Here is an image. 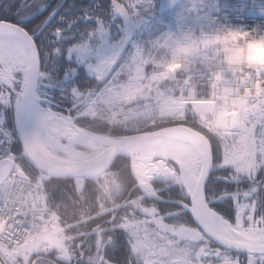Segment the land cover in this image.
Wrapping results in <instances>:
<instances>
[{"label": "trees", "instance_id": "1", "mask_svg": "<svg viewBox=\"0 0 264 264\" xmlns=\"http://www.w3.org/2000/svg\"><path fill=\"white\" fill-rule=\"evenodd\" d=\"M129 11L131 12L130 7ZM80 16L84 18L85 35L89 37L93 32L94 26L96 27V25L105 22L109 24L112 18L116 17V13L109 5L108 0H0V20L17 23L34 36L40 53L42 71L50 74V77H47V84H50L53 94L52 107L76 117V123L94 132L113 136L123 135L129 131H124L121 127L100 119L78 116L79 111L84 108L86 102L91 100L98 92L104 90V87L92 84L94 77L91 72L87 73L78 68L77 51H72L77 45L79 38L78 23ZM147 34L150 33L147 32ZM157 57L162 62V64H160V69H164L171 59L170 53L165 50H161ZM0 71L4 78L5 73L2 66H0ZM149 73L150 71H148V74ZM51 79L52 81H50ZM44 81L46 80L44 79L43 83ZM44 85L46 84L44 83ZM160 87L165 94H167L169 90H176L173 82L169 81L164 82ZM21 92V85L18 84L17 89H12L10 103L4 107L8 117V123L11 126H13L16 107L21 100ZM82 100L84 102L79 104ZM166 123L184 124L209 137H214L199 123L197 115L191 112L187 113V117L184 120L167 121ZM215 144L217 145L216 142ZM17 150L21 152L20 146ZM221 161L222 154L219 152L217 154L215 168L207 186V195L210 196L211 194L212 198L217 199L221 203L217 210L234 222L235 209L233 207L231 195L240 192L242 200L253 198L242 194V191H246V189H249L252 185L247 184L239 187L238 184L228 179H234L235 173L233 170L231 173L230 170L222 169ZM112 168L121 170L123 175L129 177V187H131V183L136 182L131 180V175L133 174L131 159L127 155L120 154L114 161ZM263 176L264 172L261 173L260 179L263 178ZM77 183L79 182L77 181ZM153 184L156 190L163 188L159 191V195L168 199L188 201L190 198L184 184L174 181L169 183L154 181ZM88 187L91 191L92 185L89 184ZM47 189L50 194V205L53 208L58 204L61 205L60 214L62 215V222L58 229L47 234L46 237L50 236L54 242L62 243L60 240V233L65 230L64 226L72 223V221L77 218L75 212L79 206L72 205L69 201V196L75 195V185L72 181L53 180L47 183ZM263 190L264 187L261 186L258 193L260 203L259 211L257 212L258 216L264 214ZM138 191H140L139 188L133 191L132 195L135 196ZM229 192L231 193L226 195ZM94 195L93 193V196ZM208 199L210 198L208 197ZM158 201L159 200L154 197L150 198L145 196L143 205L145 208L149 207L153 209V206H155L156 210L160 209L161 214L167 216L168 220L172 223L179 225L194 223L190 213L184 210L183 207L165 203L164 201ZM64 204H68L69 207L65 209L63 207ZM95 211L96 208L93 206L91 212ZM126 211L127 209L122 208L117 212V218L114 221L109 220L110 214L102 215L87 220L86 223L80 224L79 226L67 229L69 233L76 234L81 231L89 232L99 225V229H97L100 233L99 243H97L98 238L96 234L91 235L87 239H85L84 236H79L77 238V241L73 244L72 251H69L75 254L72 264H89V257H91V264H98L101 260L100 257L103 256L116 261L118 264H145V259L141 255L136 254L133 247L130 245V239L132 237L128 229L129 227L126 229L113 228V225L120 221L121 212ZM91 212L86 214L91 215ZM136 213L143 215L140 210H136ZM173 213L176 215L175 217L171 216ZM100 229L105 231L100 232ZM150 230L153 231V229ZM108 236L114 238V245H104ZM156 239L157 238L151 239V241H155ZM82 240L85 241L86 244L84 248L80 250L78 248V243ZM47 241V243L51 245L50 240L47 239ZM161 242L162 241L159 240V246L162 245ZM82 251L84 253V258L80 259V253ZM235 255L236 253H233V256ZM246 256L248 255L240 254V257L243 258V264L247 262V260H245Z\"/></svg>", "mask_w": 264, "mask_h": 264}, {"label": "clouds", "instance_id": "2", "mask_svg": "<svg viewBox=\"0 0 264 264\" xmlns=\"http://www.w3.org/2000/svg\"><path fill=\"white\" fill-rule=\"evenodd\" d=\"M260 15L264 16V11ZM259 28V24L254 25L251 29L242 26L233 27L221 29L203 38H192L189 42L180 46L163 71L155 78L148 74H145L142 78L140 77L142 67L137 64L135 57L131 58V62L128 60H113L109 67V71L112 72L113 76L117 79L122 77L123 79L120 80L121 84H133L138 89V95L133 101V106L129 107L126 113L122 112L121 114L124 118L116 121V123L128 127V122L131 121V126L133 127L146 128L153 126L157 121L175 119L173 114L163 113L158 105H149L144 103V101L152 99V93L164 81L179 80L183 77L186 81L182 85L185 93L190 88H195L196 85L191 83V77L187 74L197 59L209 56L213 52L227 51L225 57L226 65L222 69L223 71L238 70L241 64H243L250 71L264 72V63L261 62L264 61V33H261ZM181 61L184 62L182 67ZM209 71H212V69L210 68ZM41 75L50 77V74L47 73H41ZM167 94L177 102L182 99L179 89L175 91L169 90ZM236 106L240 107V115H242L244 104L238 103ZM98 118L107 119L109 123H113L110 116L101 115ZM232 118L236 119L238 116L232 115ZM207 131L217 139H222L220 129L213 126L208 128ZM88 155L91 159H96L95 151L89 152ZM53 180L72 181L75 185V195H70L69 201L72 205L79 206L75 212L77 218L72 223L65 225V230L60 233L61 247L54 248L52 245L41 240L38 246L29 245L15 250L13 264H56V260L49 259L50 255L55 253L57 260L63 259L66 252L72 251L73 244L79 236H84L87 239L91 235L96 234L98 238L97 243H99L100 233L97 231L99 225L89 232L81 231L76 234L69 233L67 229L79 226L86 223L87 220L102 215L110 214L109 220H114L117 212L122 208L127 209V211L121 212L120 221L114 224L113 228L126 229L132 222L131 217L135 215L136 210L148 211L143 205L146 195L154 196L158 200L164 199L163 196L159 195V191L161 190H153L150 193L145 192L134 173L131 175V180L136 182L131 183V187H129V177L123 175L121 170L112 168L111 162L99 169L86 170L84 168H77L74 171L65 172H59L55 168L40 165L38 166V174L33 187L40 190L39 202L43 204V210L53 217H59L61 207L58 204L53 208L47 203V198L50 194L47 191L46 183ZM89 184L92 185L91 191L88 187ZM138 188L140 191L133 196L132 192ZM93 193L95 194L94 196ZM93 206L96 208L95 212H91ZM63 207L67 209L69 205L64 204ZM153 210H155V206H153ZM88 212H91V215H87L86 213ZM103 231L105 230L100 229V232ZM105 242L107 244H115L112 236H108ZM80 243H83V241H80ZM100 258L102 259L103 257ZM89 264H91V257H89ZM106 264H113V262L106 261Z\"/></svg>", "mask_w": 264, "mask_h": 264}, {"label": "rangeland", "instance_id": "3", "mask_svg": "<svg viewBox=\"0 0 264 264\" xmlns=\"http://www.w3.org/2000/svg\"><path fill=\"white\" fill-rule=\"evenodd\" d=\"M156 1V0H155ZM131 4V9H132V15L134 18H138L139 20H144L148 24L147 26L149 29L151 27H156L158 30V34H161L162 36L157 38V45H155L157 48H161L162 50H165L166 52L170 53L173 55V50L176 52L180 48V46L184 43H187L188 40H185L183 37V33L185 31L191 30L192 28L195 27V25L199 22H201L202 17H195L193 13H190L188 9V4L182 5L179 9L173 10L169 13L168 17L166 20H154V19H149L150 17L144 15L146 14V11H151L149 10L150 7L154 6V3L151 2V0H129ZM146 16V17H145ZM143 17V19H142ZM149 19V20H148ZM176 23L177 28L173 29V27L169 26L168 24ZM155 29V28H154ZM175 31V32H174ZM162 32V33H161ZM173 33V36H171ZM147 49V48H146ZM156 48H153L152 52ZM72 51H77V46L73 48ZM152 52H148V54H144V56L140 55V58L136 61L137 64L141 65L143 69V76L147 74V69H145V63L149 61L151 62V59H153ZM33 56V55H32ZM34 61V58H33ZM142 61V62H141ZM35 62V61H34ZM41 62V60H40ZM156 62V61H155ZM4 73L5 76L3 78L2 72L0 71V80L1 84L5 88L4 93H3V101L5 102L4 105H7L10 103V98L12 95V89H17L18 84L21 85V97L23 99V94L24 91L26 90L28 86V79L30 75V64L26 57L22 55L21 53H18V56L14 58V61L12 65L9 67H4ZM17 73V76H16ZM35 73V63L33 65V74L32 78L29 84V89H28V95L30 91L33 89V83H34V76ZM41 73H47L44 71H40L39 78H38V84L37 85V92L40 95V100L43 99V97H48L51 92L47 91L46 85L48 83V76H43ZM48 74V73H47ZM153 74H157V72H154ZM113 82L108 85L104 90H102L100 93H97L91 100H88L87 103L85 104L84 108L81 111V114L85 117H88L90 119H100L102 121L108 122L107 119H101L98 118L99 116H110L111 119L113 120V123L119 127H121L124 131H131V132H144L149 127H133L131 126V121H129V126L125 127L119 123H116V121L122 120L124 117L122 116V112H127L129 107L133 106V101L136 98L138 94H134L131 96H127L123 98V100L116 99V100H109L105 96L111 89L115 90H120L123 85L119 82L116 81V77H113ZM44 81L43 83V80ZM52 81V79L50 80ZM170 82V80H168ZM167 82V81H164ZM0 84V85H1ZM10 90L8 91V87ZM132 86L133 84H127ZM177 87V86H176ZM27 95V98H28ZM38 95V96H39ZM103 96V97H102ZM170 96V95H168ZM246 96L248 98L245 99ZM257 98H256V97ZM26 98V99H27ZM256 98V99H255ZM83 101V100H82ZM264 92H259L256 93L255 91H242L239 93L237 96L229 98V99H220L217 104L215 105V113L214 115H210L208 119L204 122H201L198 117V121L201 125H204L206 129L209 127L211 128L212 126L210 125V121L214 122L215 120L218 121V119H222L228 123L233 122V109L237 108L236 106L238 103H243L247 107H252L256 106L258 107V111L254 112L253 111L250 113V122L249 125H253L256 123V130H255V137H256V143H257V152L254 154L253 157L249 158L246 157V159H241L239 157V138L237 136H227L222 134V139H217V150L218 153L221 152L223 155V160L225 161L226 165H230L238 169L240 175L242 177H247V173H249V176H251L250 179H254L255 174L260 171V167L263 166L264 164ZM144 103H147L149 105H158L161 111L165 114H173L175 116V119H165L158 122H167V121H181L184 120L186 117V112L188 110L187 107L184 106V104L181 103H176V102H171L170 99H168L167 96H165L164 92L162 91L161 87H159L155 92L152 93V99L148 101H144ZM94 107L95 110V116H92L90 114V110ZM18 107V106H17ZM16 107V110L18 109ZM253 108V107H252ZM186 109V110H185ZM185 110V112H184ZM195 114V113H194ZM197 115V114H195ZM214 117V119H213ZM14 121V120H13ZM74 123L76 126L73 127V129L77 132V128H82V130H87L90 132H93L90 129H85L83 126L78 125L75 120ZM204 123V124H203ZM174 124V123H173ZM178 123H176L177 125ZM182 125L183 127H186L184 124H179ZM95 133V132H93ZM110 136V135H109ZM113 137V136H112ZM117 138V137H115ZM22 148V145L20 142L16 145V150L19 148ZM75 152L77 153L78 157H82V152H91V151H96L97 149L104 150L106 147L103 145H96V146H86V145H75L73 146ZM100 150V151H101ZM18 151V150H17ZM99 151V150H98ZM99 151V152H100ZM18 153H24V150L21 152L18 151ZM217 153V154H218ZM60 155H63L60 153ZM131 159V158H130ZM23 163L25 166H27L32 174L36 177L38 174V170L35 168V166L31 163L29 158L26 156L22 157ZM198 160V170L203 171V164L199 162ZM18 169L26 170L25 166H23L20 162L17 164ZM138 170L142 172V175L144 176V179L147 181L153 182V181H165V182H172L175 181L177 183L184 184V181L181 178V169L179 165L170 159H146L142 162H138L136 165ZM131 168L134 173V166H133V161L131 159ZM264 168V167H263ZM179 169V171H178ZM243 173V174H242ZM245 173V174H244ZM79 182V181H78ZM141 184V183H140ZM142 186L144 184H141ZM187 188V186H185ZM187 193L190 195V191L187 188ZM264 191V190H263ZM146 192V191H145ZM148 196V195H147ZM239 205H244L247 207V216L249 217V223L250 226H254L255 228L259 229L261 232H264V223L262 222L263 220L261 218L256 217L255 213V205L252 202H242L240 201ZM180 232V237L176 240L174 239L173 245L172 246H177V252H178V247L182 245V242H186V238L188 240H192L191 244H195L194 239H198V247L196 245H192L191 248H189L188 255L192 254L195 255V258L198 259L201 256H204L202 263L204 264H230L232 259V262L236 260V256H233V252L225 249L224 247L215 245L213 243H207L205 242L207 237L200 231L199 228H197L194 225L188 224L185 227L179 228ZM50 236L46 237L44 242H46L47 239L50 240L51 243H55L54 240ZM41 241V240H40ZM36 242L34 245L38 246L39 242ZM43 241V240H42ZM48 242V241H47ZM54 245V244H53ZM166 245L158 247L156 250L160 251L161 253V259L165 260L167 257L172 262H169V264H186L188 261V258L186 257L184 259L180 258L181 256H186V253H180L178 252V258H174L172 254L168 253V249H166ZM155 249V247H153ZM182 249V247H181ZM204 250V254H203ZM248 256L245 257V260L247 262L245 264H262L264 261V256L258 255V254H253V253H247ZM191 256V255H190ZM189 256V257H190ZM194 257V256H193ZM12 259V258H11ZM186 259V260H185ZM243 262V258H241ZM13 264V259L12 263Z\"/></svg>", "mask_w": 264, "mask_h": 264}, {"label": "bare ground", "instance_id": "4", "mask_svg": "<svg viewBox=\"0 0 264 264\" xmlns=\"http://www.w3.org/2000/svg\"><path fill=\"white\" fill-rule=\"evenodd\" d=\"M168 25L173 27V29L174 27L175 29L177 28L176 23ZM193 33L194 29L192 28L191 30L185 31L182 35L184 39L189 42V40L193 38ZM171 36H173V33ZM18 53L24 55L30 64L28 86L24 91L23 100L18 106V112H20L24 106V101L27 98L29 84L33 74L34 61L32 51L26 41H24L17 34L16 30L0 31V64L4 67H9L12 65L14 58L18 56ZM183 63V61L180 62L181 67L183 66ZM158 74H155L153 78H155ZM140 77H143V69L140 73ZM182 79L183 77L179 80H172V82L175 86L179 87ZM235 93L236 92L233 91V88L228 86L225 88L223 99H229L233 97ZM134 94H138L136 86L126 85L122 86L120 90H115L114 88L111 89V91L105 94L104 97L111 101L116 99L123 100V98ZM244 97L248 100L246 96ZM252 107L244 105L242 115H240V107L233 109V115L238 116V118L233 119V122L228 123L222 119L210 122V125L220 129L223 135L237 136L239 138V157L242 160L246 159V157H253L257 152V140L255 137L256 123L249 125V115L252 111L253 113L255 111L257 112L258 107ZM214 110L215 105H212L207 109L206 114L214 115ZM90 114L95 116L93 106L90 110ZM206 118L207 117L204 114V119ZM75 125L76 124L67 114L61 113L51 107L44 106L40 102H37L25 127L26 140L30 144L32 150L41 159L49 165L61 170L89 168L113 154L116 145L119 143L118 138L82 130V128H79L76 132L73 129ZM178 132L179 134L184 135L185 137H190L195 141L199 140L196 134L186 128H181ZM201 134L204 135L203 133ZM205 137L207 141L210 142V138L207 136ZM75 145H103L106 148L101 150L100 153L96 155V159L93 160L90 156L86 158L78 157L73 148ZM60 153L63 155H60ZM124 153L132 159L134 174L139 179V182L144 184L143 188L148 193L153 190L151 186L147 185L142 172H140V170L136 167L138 162L156 158L175 161L181 169L182 180L190 193L193 194L201 178V171L198 170V160H200L199 162L203 164L204 168L209 157L207 149L188 145L179 139L169 136H158L143 140L127 148ZM202 205V214L206 224L221 235V237H224L226 240L232 241L241 246L248 245L254 247H264V233L254 226H248L246 224L248 219L246 206L242 205L238 207L236 221L235 223H232L227 218L215 212L206 200L202 202ZM138 247L141 246L138 245ZM235 264H240V262L236 260Z\"/></svg>", "mask_w": 264, "mask_h": 264}, {"label": "built area", "instance_id": "5", "mask_svg": "<svg viewBox=\"0 0 264 264\" xmlns=\"http://www.w3.org/2000/svg\"><path fill=\"white\" fill-rule=\"evenodd\" d=\"M189 9L195 17H202L193 28V38H203L233 27L251 29L257 24L260 25L259 31L264 33V16L260 15L264 11V0H191ZM226 55L227 51L223 50L197 59L187 74L196 87L185 93L182 85L186 81L183 78L179 86L182 99L177 102L172 98V102L206 112L222 99L228 86L235 92L264 91V72L250 71L243 64L238 70L223 71ZM210 68L212 71H209ZM15 142V133L0 111V163L16 157L13 151ZM34 182L14 172L0 186V264H11L15 250L43 236L60 220V217L50 216L43 210V204L39 202L40 190L33 187Z\"/></svg>", "mask_w": 264, "mask_h": 264}, {"label": "flooded vegetation", "instance_id": "6", "mask_svg": "<svg viewBox=\"0 0 264 264\" xmlns=\"http://www.w3.org/2000/svg\"><path fill=\"white\" fill-rule=\"evenodd\" d=\"M187 0H183V2L176 8L179 9L183 4L186 3ZM109 5L113 8L114 12L116 13V17L112 18L111 22L108 24V22L101 23L100 25H96V27H93V32L91 36H86L84 32V18L80 16V20L78 23V33L79 38L77 42V62H78V68L82 71H85L87 73H92V76L94 79L92 80V84L95 86H101V87H107L113 82V74L109 71V67L111 65V62L113 60H117L122 48L124 47L127 39L129 31L132 29V38L128 45V48L123 53L119 61L128 60L131 62V58L135 57V59L138 58V56L141 54L144 56V54H148V52H152L153 48H156L155 45H157V38L161 35H153V34H146L147 29V23L146 21L139 20L138 18H134L133 15H131V12L129 11V7H131V4L129 0H108ZM151 2L154 3L153 7H150L149 10L146 13L151 19H162L167 18L169 13H161L160 12V3L161 0H151ZM174 9V10H176ZM153 28V27H152ZM147 48V49H146ZM156 52L158 51L155 50ZM153 51L152 53H156ZM155 59V58H154ZM137 61V60H136ZM99 77V79H97ZM117 82L122 80L115 78ZM111 81V83H110ZM172 125L167 124H158L155 123L153 126L147 128L144 131H155L164 127H169ZM210 138V142L213 146V153H214V163H216L217 158V145L215 144L216 139L215 137H208ZM88 154L87 152H83L82 155L86 156ZM215 166V165H214ZM260 167V171L257 172L254 179H247L246 177H242L239 175V177L236 179H230L234 183L238 184L240 187L241 185H254L251 194H257L259 193L260 187H264V176L260 179V172L264 171L263 168ZM221 168L224 170H230L232 173V170L234 171L233 167H229L228 165L222 164ZM225 177V176H224ZM231 192L227 193L226 195H229ZM162 196V195H161ZM210 199V203L215 207L218 208V206L221 205V203L215 199L212 198L211 194L208 196ZM168 198L164 197L163 200L159 201H165ZM158 201V202H159ZM166 203V202H165ZM157 204V203H156ZM147 207L146 209H148ZM156 211V210H155ZM158 211V214H157ZM156 213L151 212L150 209L148 211H143V216H140L136 214L131 217V223L129 224V228L132 232V239L130 240V244L134 247L137 253L142 252L144 253V250L138 249V245L140 246H146L150 247V240L153 235H155L156 238H158L160 241H164V244L168 246V250L173 251L174 255H172L175 259L178 258V252L176 249V246L173 245L174 239H178L180 237L179 228L185 227L188 224H175L168 220L167 216H163L161 214L160 209H158ZM160 215L159 217H155L156 222L155 225L149 224L147 225L146 222L151 219V216ZM192 217V216H191ZM192 221L194 222V219L192 218ZM199 228L195 222L194 224H191ZM152 232L150 229H153ZM200 229V228H199ZM202 233L205 234V232L200 229ZM206 239V243L209 244L210 242L217 245L215 242L211 241L208 236ZM195 244H191L192 240H188L186 238V242H182V245L180 248L178 247V251L180 253H185L189 248L192 247V245H196L198 243V239H194ZM153 246V245H152ZM156 246H158L156 242ZM198 247V245H196ZM182 247V249H181ZM156 251L153 250V254H155ZM159 255H161L160 251H158ZM204 254V250H203ZM191 255V256H190ZM190 256V257H189ZM194 256V257H193ZM188 258V261L186 264H204L202 263L204 256L199 257L198 259L195 258V255L189 254L188 251L186 253V256H181L180 258L184 259ZM52 258V257H51ZM49 257V259H51ZM154 259H157V256L154 255ZM185 259V260H186ZM53 260V259H52ZM159 261V260H157ZM71 261L69 258L63 257L60 261H56V264H71ZM151 264L153 261H149Z\"/></svg>", "mask_w": 264, "mask_h": 264}, {"label": "water", "instance_id": "7", "mask_svg": "<svg viewBox=\"0 0 264 264\" xmlns=\"http://www.w3.org/2000/svg\"><path fill=\"white\" fill-rule=\"evenodd\" d=\"M181 1L182 0H162L160 11L161 12L169 11L172 8H174L175 6H177ZM3 30H16L17 34L24 41H26V43L30 46L31 51H32V55H33V58L35 61L34 62L35 63V73H34V76H35L34 80L35 81L33 83L34 84L33 89L30 91L28 98L25 101V104H24L22 110L20 111V114L16 115L15 127L17 130L19 140L22 144L23 149L27 153L28 158L37 168L40 165H46V166L55 168V167L49 165L43 159H41L32 150L30 144L26 140V135H25V127H26L27 121L30 117L32 110L34 109V107L36 105V99H37V95H38V93H37L38 78H39V74L41 71L40 55H39V50H38L36 41H35L34 37L29 33V31L26 30L24 27H22L18 24H15V23L0 20V31H3ZM131 32L132 31L129 32V37L127 39V42H126L125 46L123 47V49H122L117 60H119L121 58L122 54L124 53V51L128 47ZM180 128H181L180 126H172V127H166L163 129H159V130L153 131V132H138V133L126 135L125 137H123L119 140V143L115 147L113 155L104 159L100 163H98L92 167L85 168V169L86 170H92L94 168L99 169L100 167L105 166L109 162H111V167H112L116 157L120 153L124 152L127 148H129V147H131V146H133V145H135V144H137L143 140H147V139H150L153 137H158V136L174 137L176 139H179L180 141L187 143L188 145L203 147V148L208 150L209 158H208V161L206 163L200 184H199L198 188L196 189L195 194L191 198L192 203H191V205H187V204L180 202V201H175V203H177L179 205L187 206L189 208V210L191 211L196 224L200 228H202V230L213 241L218 243L220 246H222L226 249L235 251L237 253H253V254H263L264 255V247L238 245L237 243H234L232 241H228L224 237H221V235H219L216 231H214L210 226H208L206 224L204 217H203V214H202V206H203L202 202H204V200H205V196H206L205 187H206V183L210 177V174H211V171L213 168L212 147H211L210 142L207 141L206 137L204 135H202L201 133L187 127L188 130L192 131L194 134H196L198 136L199 140L195 141V140L191 139L190 137H185L184 135L179 134L178 131H180ZM13 168H14V162L11 160L4 161L0 165V184L2 182H4V180L8 177V175L13 170ZM55 169L59 172L74 171V170H61V169H57V168H55Z\"/></svg>", "mask_w": 264, "mask_h": 264}]
</instances>
